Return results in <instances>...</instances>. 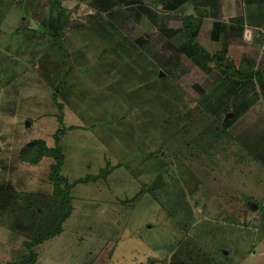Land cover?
Masks as SVG:
<instances>
[{
  "label": "rangeland",
  "instance_id": "rangeland-1",
  "mask_svg": "<svg viewBox=\"0 0 264 264\" xmlns=\"http://www.w3.org/2000/svg\"><path fill=\"white\" fill-rule=\"evenodd\" d=\"M89 1L0 0V186L14 195L51 194V157L31 165L19 151L35 140L53 148L57 131L60 175L70 183L61 232L32 247L28 264H141L149 253L142 237L162 244L169 232L175 239L178 223L220 264H264V97L256 80L235 86L231 102L249 104L246 111L232 116L229 99L211 115L215 140L200 132L205 121L186 120L188 107L230 73L227 60L264 76V4L218 0L205 8L196 0L167 11L159 0H128L113 6L110 19L125 35L117 38L100 32L106 16L97 20ZM185 15L200 19L198 44L211 56L224 51L223 68L214 61L203 70L173 51ZM239 15L253 21L241 33L230 22ZM61 21L62 41L53 45L48 31ZM213 23L220 25L216 40ZM135 39L136 51L118 58L114 46ZM145 55L151 70L167 68L165 89L147 80L154 74L145 79ZM106 162L111 170L99 173ZM13 211L0 213V264L28 253L26 236L10 229Z\"/></svg>",
  "mask_w": 264,
  "mask_h": 264
},
{
  "label": "trees",
  "instance_id": "trees-1",
  "mask_svg": "<svg viewBox=\"0 0 264 264\" xmlns=\"http://www.w3.org/2000/svg\"><path fill=\"white\" fill-rule=\"evenodd\" d=\"M159 2L163 5L162 7L164 10L175 11L186 2H194L193 4H195L196 0H159ZM255 2H260V0H257ZM88 4L92 6L94 11V17L97 18V20H102V15L106 16L103 24V20L100 21V23L102 24L100 25V32H104L106 34H110L111 32L114 33V36H116L117 38L119 36H123L122 38H125V35H120L121 32H118L117 27L114 23H112L110 18L113 17L115 11H117L116 9H113V6L117 5V9L119 10L125 5L130 4L128 3V0H93L89 1ZM140 6L143 7L142 5ZM64 12L65 9H61L59 11V16L61 15L62 18L66 17V14ZM199 22L200 19L197 20L191 15L183 16L181 24L183 32L182 41H180L177 45H174L170 42L169 45L172 46V48L174 49L173 51H176L177 53L197 63L200 67L203 68V70L205 69L202 63H210L216 61V64L219 67H224L227 71L230 72L219 77L218 82L213 88L208 91V94L204 93L199 97V99L203 100L200 104H190L193 105V107H188L187 110V114H189V117L186 120L190 124H202L205 121V124H202L203 128L200 132L205 134H207L208 132L211 135L209 136V138L215 140L219 133L216 131L217 127L212 124L213 120L211 118V115L217 114V112L224 109V107L228 104L229 99V101L231 102V100L234 98L233 96L235 93V86L237 84L248 82V80H256L258 85V92L264 97V76L262 73L256 71L241 73L234 67L233 62L231 60H229V62L227 60L226 64H224V66L222 67L221 61L224 58V51H219L218 53L211 56L200 44H198L196 37L199 29ZM230 22L234 23L238 27V33H241V30L245 25L244 18L241 16L236 17L230 19ZM40 25L44 27L43 24ZM63 26L64 22L61 21L60 25L54 28V32H51L50 30L48 31L53 37V45H58V43L61 41V30ZM108 26L110 27V30L108 29ZM24 29L25 26L23 27V29L16 27L15 32L13 33H20V30L24 31ZM215 30H220V25L217 23H213V31ZM39 32L41 34L45 33L44 30H40ZM136 40L137 39H135L134 41L128 40L127 42L122 41L121 43H117L115 46L113 42V50L115 51L116 56L119 58L122 56L123 53L127 54L136 51ZM147 59L148 58L145 55L143 60V62L145 61L143 65V75L145 79L152 73L154 74V76L147 78V80L150 81L152 79V82L160 81V85H162V87L165 89L164 85L167 84L166 80H169L168 78H170L167 68H164L166 71H164L163 74L160 75L157 69H150L151 66H148L149 61H147ZM164 69L161 70L163 71ZM159 91L162 92L166 90L159 89ZM161 95H165V93H161ZM175 103L176 104L174 105V108L177 109V101H175ZM229 106H231L232 110H234V114L232 116L238 115L249 108V104L247 103H243L242 105H238L237 107L235 106V104H233V102H231ZM184 113V111H177L178 118L182 119ZM229 123V121H225V124L223 126L226 127ZM179 130L183 132L182 130H184V123L183 129H181L180 127L178 128V131ZM59 131L62 132L63 129ZM57 132L54 135L55 146L53 148L47 147L46 143L43 141L35 140L25 144L24 147L21 148V150L19 151V157L21 161L29 163L31 165L38 164L43 157H51L52 163L49 165L50 173L48 175L49 181H51L53 184V192L51 194H25V196L14 195L11 193L9 188L4 189L3 186H0V213L3 211L5 212L8 209H10V211L14 210L10 219V229L13 230V232L25 235L28 239V241H24L23 243L28 253L24 255L18 262L9 264H28L29 262L31 263L34 260V254L31 251L32 247H34L36 244H40L43 239H46L55 234H59L62 229L61 224L64 223V221L68 218L70 214V196L68 194L70 183H68L65 178L60 175V166L63 158L61 155V149H59L57 145ZM219 132L221 133V131ZM182 136L184 137L186 136V134H182ZM109 169L111 170V167H106L105 169L101 170L100 173H107ZM99 177L101 176L98 175V178ZM95 178L96 177H92V179ZM85 179L86 178H84L83 180ZM78 181H80V179L75 181V184L78 183ZM60 186L64 187V189H59ZM52 200L53 204H50L49 201ZM47 221L48 226L46 227L44 225L47 223ZM47 228H50V230ZM176 257L177 256L172 259V262H175L177 260Z\"/></svg>",
  "mask_w": 264,
  "mask_h": 264
},
{
  "label": "crops",
  "instance_id": "crops-1",
  "mask_svg": "<svg viewBox=\"0 0 264 264\" xmlns=\"http://www.w3.org/2000/svg\"><path fill=\"white\" fill-rule=\"evenodd\" d=\"M230 1H232V0H230ZM255 1H257V0H248V1H246V3L250 4V5L253 4V5H255L256 8L260 7V5L264 4V0H260V2H255ZM203 4H205V6H204L205 8H212V7L216 8L218 5V0H203ZM240 16L244 18L245 24H246L247 20H249L250 22H253L251 20V17H245L244 15L235 16V17H232L231 19L236 18V17H240ZM218 35H219L218 30L211 31V38L213 37L212 40H216V37H218ZM61 41H62V39H61ZM57 48H60V47L57 46ZM61 148H63V147H61ZM104 154L106 155V153H104ZM104 154H102V155L105 159L106 156ZM21 162H23V161H21ZM117 163H118V165L121 164L119 162H117ZM105 164H106V167L109 166V163L106 162ZM118 165L116 166V169L119 167ZM105 168L101 169V167H98V169H101V170H103ZM101 170L99 171V173L101 172ZM94 177H97V176L94 175ZM150 201H152V200H150ZM166 217L168 218V220L170 222V217L169 216H166ZM128 221H129V219H128ZM126 225H127V223H126ZM172 230L174 231V234H175L174 238L175 239L169 237V232L165 233L164 242L166 241L167 244L164 242L162 244H159L158 243L159 239H157V238L154 239V236H150L149 237L150 239L148 241H146L145 238L142 237V241L145 244L147 243L146 246L148 247L149 253L145 257L143 256V262L141 264H220V262L218 263L217 257L209 256V254H207V252L205 250H203L202 247L197 242L191 243L189 241L191 239V237L187 236L186 231L181 230V223L176 224ZM139 233H142V231L141 232L139 231ZM129 234L130 235H134V234L137 235L138 233L136 231H131V232H129ZM163 237H164V235H163ZM154 240L156 241V243ZM151 250H153V251L151 252ZM198 250L201 252H199ZM175 256H177L176 257L177 260L175 262H172V259ZM128 264H131V263L129 262Z\"/></svg>",
  "mask_w": 264,
  "mask_h": 264
}]
</instances>
